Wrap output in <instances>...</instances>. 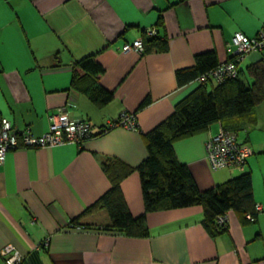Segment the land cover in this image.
Segmentation results:
<instances>
[{"label":"crops","instance_id":"obj_1","mask_svg":"<svg viewBox=\"0 0 264 264\" xmlns=\"http://www.w3.org/2000/svg\"><path fill=\"white\" fill-rule=\"evenodd\" d=\"M262 28L264 0H0V123L7 118L16 130L40 136L51 116L64 111L98 128L126 112L138 125L112 128L82 145L9 151L0 160V251L14 245L23 264H264V147L254 144L244 171L252 174L263 211L253 222L230 210L227 229L212 236L203 207L195 205L147 213V237L72 225L109 190L103 163L116 159L136 169L148 156L145 136L198 87L179 86L176 72L208 51L228 61L234 33L254 37ZM149 29L167 39V51H122ZM90 55L104 73L78 70L74 83L76 63ZM260 61L264 49L240 65L248 83V67ZM92 82L112 92V100L94 99L85 90ZM220 128L215 122L174 142L177 160L200 190L244 172L213 170L207 161L205 142ZM121 188L133 216L142 215L139 173L125 177ZM0 264H6L1 254Z\"/></svg>","mask_w":264,"mask_h":264},{"label":"trees","instance_id":"obj_2","mask_svg":"<svg viewBox=\"0 0 264 264\" xmlns=\"http://www.w3.org/2000/svg\"><path fill=\"white\" fill-rule=\"evenodd\" d=\"M143 42V53L164 52L169 47L166 38L157 35L149 37L146 30L143 32ZM217 65L219 62L214 51L196 55L194 66L176 72L178 85L195 81ZM75 66L73 82L76 84L80 80L79 71L92 76L105 71L95 55L78 61ZM248 75L253 79L251 83L244 80L240 71L238 77L215 86L207 83L198 85L176 105L170 117L145 136L148 156L136 169L116 159L105 161L103 169L110 179L109 190L73 219L72 225L120 231L129 237H147V213L195 205L203 207L204 226L212 236L227 229L228 223L225 227H219L217 219L230 210L246 220L247 214L252 213L256 220L250 171H244L214 188L200 190L190 170L177 160L174 151L177 139L206 129L215 122H220L223 129L236 135L244 130L246 123H255L253 109L264 101V62L251 64ZM85 90L102 103L111 101L114 96L94 82ZM147 103L145 101L142 106ZM135 170L140 175L144 202V213L138 217L131 213L121 188L122 180Z\"/></svg>","mask_w":264,"mask_h":264},{"label":"built area","instance_id":"obj_3","mask_svg":"<svg viewBox=\"0 0 264 264\" xmlns=\"http://www.w3.org/2000/svg\"><path fill=\"white\" fill-rule=\"evenodd\" d=\"M156 34L155 29L146 30V35L152 37ZM231 59L219 63L214 69L201 74L194 82L201 84H219L228 79L236 78L240 75V65L253 51L264 49V28L256 36L249 37L241 31L234 33L229 44ZM123 52L145 51L143 38H138L132 43H125ZM123 126L128 129L138 130L136 119L132 114L123 112L119 119L109 122L107 126L98 128L82 119H73L64 111L51 116V122L47 131L36 136L30 131H18L12 123L3 118L0 123V160L3 161L7 153L11 150L21 148H53L59 145L74 143L82 145L91 137L98 136L112 128ZM206 159L213 170L235 169L244 171L247 159L252 155V149L238 140L235 133L220 128L218 133L210 136L205 142ZM263 211L260 204H255V214ZM250 221L255 220V215L247 214ZM227 224V214L221 215L217 219L219 227ZM80 228V227H76ZM6 264H22L24 255L12 244L6 245L1 251Z\"/></svg>","mask_w":264,"mask_h":264},{"label":"rangeland","instance_id":"obj_4","mask_svg":"<svg viewBox=\"0 0 264 264\" xmlns=\"http://www.w3.org/2000/svg\"><path fill=\"white\" fill-rule=\"evenodd\" d=\"M258 109H261L264 107V101L259 104ZM256 107V108H257ZM254 113V112H253ZM256 121L255 123H246L244 126V130L239 132L237 137L238 140L242 141L243 139H248L249 144L246 143L249 147H253V144L256 145V147H264L263 141V135H264V113H255Z\"/></svg>","mask_w":264,"mask_h":264}]
</instances>
